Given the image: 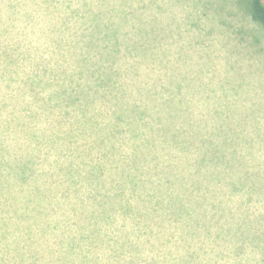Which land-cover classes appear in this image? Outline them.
Instances as JSON below:
<instances>
[{"label": "trees", "instance_id": "obj_1", "mask_svg": "<svg viewBox=\"0 0 264 264\" xmlns=\"http://www.w3.org/2000/svg\"><path fill=\"white\" fill-rule=\"evenodd\" d=\"M79 1L69 59L64 20L51 30L55 66L15 38L0 42V246L23 231L50 243L42 236L61 230L66 252L45 242L49 256L21 250L13 264H264V116L249 123L259 131H237L226 116L194 131L197 119L178 113L182 102L162 81L149 0ZM248 10L264 30V0ZM177 224L184 254H165L152 237L174 243Z\"/></svg>", "mask_w": 264, "mask_h": 264}, {"label": "rangeland", "instance_id": "obj_2", "mask_svg": "<svg viewBox=\"0 0 264 264\" xmlns=\"http://www.w3.org/2000/svg\"><path fill=\"white\" fill-rule=\"evenodd\" d=\"M72 1L74 0H0L2 8H6V12L0 16V42L10 45L13 41L10 39L15 38L21 44L19 50H29L32 60L55 66L60 56H56L55 62L53 61L57 52L49 42L60 39V36L51 30L53 25L64 20L68 22L71 33L65 38L68 46L61 51L69 52V59L72 52L68 42L76 40L78 28L74 25L78 16L71 14L69 10L77 9L78 4H82L77 0L78 4L75 2L72 5ZM248 7L249 0H149L147 25L149 27L154 24L157 27L156 33L161 35L163 42L162 61L166 64L167 71L166 75L163 74L162 81L168 87V92L172 91L182 104L184 101H188L187 106L191 104L188 109L182 104L175 108L179 109L181 116L197 119L194 124L192 122L194 131H211L213 121L224 116L234 122L233 127L237 131H259L249 123L252 119L264 116V30L252 21ZM51 12L52 16L49 15ZM64 12L68 14L64 15ZM7 36L10 37L9 40H6ZM61 64V68L66 67L64 60H61ZM68 64L70 66L71 61ZM73 65L76 67L77 63ZM24 66L25 71L28 66L31 68V64ZM72 69L70 67L69 70ZM211 107L214 109L210 110ZM72 117L74 124L78 119L77 114L74 113ZM241 119L245 121H237ZM64 128L68 131L70 126L65 125ZM75 143L84 145V140L79 142L77 139ZM153 222L150 218L148 226L158 232L159 227ZM176 227L178 236L174 243L164 244L157 233L152 237L158 249L161 248L165 254L168 250L177 253L178 248L184 254L186 240L183 241L179 236L184 232L178 224ZM37 231H41L39 227ZM60 232L63 233L61 230H51L46 236H42L49 238L50 243L45 239L32 243L29 231H23L25 237L21 234V241L17 244L14 238V243L9 242L10 248L0 246V259L9 253L13 264L18 261L16 256L21 254V250L27 255L33 250L49 256L51 251L45 248L46 243L52 248L60 249L56 244V237ZM188 239L189 237L187 241ZM189 244L192 247V243ZM13 248L18 250V254ZM60 250L66 252L67 248ZM152 254V251H148L142 255V259L147 260ZM171 263V260L166 262ZM219 264L235 262L232 258L228 262L223 258Z\"/></svg>", "mask_w": 264, "mask_h": 264}]
</instances>
